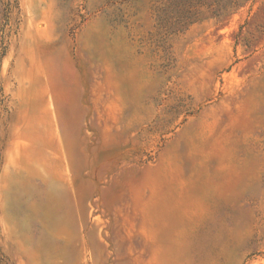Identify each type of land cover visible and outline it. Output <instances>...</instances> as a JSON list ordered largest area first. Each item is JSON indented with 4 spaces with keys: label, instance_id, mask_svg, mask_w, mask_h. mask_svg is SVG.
Here are the masks:
<instances>
[{
    "label": "rangeland",
    "instance_id": "obj_1",
    "mask_svg": "<svg viewBox=\"0 0 264 264\" xmlns=\"http://www.w3.org/2000/svg\"><path fill=\"white\" fill-rule=\"evenodd\" d=\"M0 264H264V0H0Z\"/></svg>",
    "mask_w": 264,
    "mask_h": 264
}]
</instances>
